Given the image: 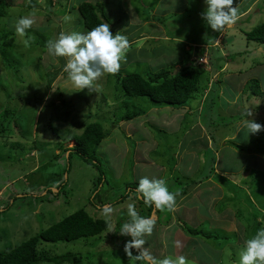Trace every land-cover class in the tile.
Segmentation results:
<instances>
[{
    "label": "rangeland",
    "instance_id": "1",
    "mask_svg": "<svg viewBox=\"0 0 264 264\" xmlns=\"http://www.w3.org/2000/svg\"><path fill=\"white\" fill-rule=\"evenodd\" d=\"M84 2L105 3L111 31L128 38L119 74L146 76L194 64L201 79L197 99L188 103L193 114L187 116L183 108L152 105L146 98L121 103L123 90L117 73L102 76L92 91H80L70 80L61 79L67 58L52 56L47 43L56 40L61 32L88 31L78 10ZM2 5L0 253L19 247L82 210L95 220L106 221L102 209L108 205L114 209L113 231L108 229L97 237L72 242H41L37 251L47 257L70 256L72 261L63 264H137L124 251L131 238L118 231L129 219L128 203H135L141 216L149 214L150 206L141 202V194L135 192L139 180L146 176L165 179L169 190L176 193L174 210L151 206V217L155 218L151 236L163 231L166 237L160 239L157 255L184 256L187 264H234L245 241L264 226V156L249 153V149L264 145V130L248 134L242 127L243 120L248 119L247 110L264 124V113L257 114L264 108V97H254L246 90L247 84L256 80L264 92V45L244 36V32L264 24V1L234 0L238 19L218 32L207 27L201 17L206 8L204 0H52L49 7L53 14L50 10L47 13L48 0H0V11ZM29 13H34L35 19L30 29L40 32L26 30L20 36L15 22ZM194 44L207 46L204 61ZM54 76L59 78L55 82L59 92H64L59 98L55 93L52 97L48 88ZM27 97L43 98L57 107L61 99L72 104L65 109L45 110L44 105L35 111L26 106ZM132 104L139 119L122 121ZM198 120L214 121L217 126L210 125L209 132L219 138L232 132L235 139L228 140L246 149H237L234 143H225V149H221V141L217 144L216 149L222 153L221 166L219 163L216 168L228 170L221 171L227 181H214L223 187L218 198L214 188L210 191V181L194 184L210 175V157L214 153L213 144L197 138L200 131L193 126ZM97 121L104 124L106 133L97 153L106 180H101L92 163L71 150L75 142L69 141L83 133L82 124L86 127ZM236 123L242 127L240 131ZM188 194L195 196L199 204L193 197V203L179 208L183 205L180 199ZM221 196L225 198L223 205ZM211 197L216 204L211 203ZM195 204L197 209L192 208ZM198 215L206 219L194 225L199 223ZM210 217L224 218L223 229L212 228ZM181 223L220 238L188 237ZM232 225L229 233L237 238L227 240L225 228ZM167 232L178 240L170 244ZM176 241L181 246H175ZM133 254H138L137 250L133 249Z\"/></svg>",
    "mask_w": 264,
    "mask_h": 264
},
{
    "label": "trees",
    "instance_id": "2",
    "mask_svg": "<svg viewBox=\"0 0 264 264\" xmlns=\"http://www.w3.org/2000/svg\"><path fill=\"white\" fill-rule=\"evenodd\" d=\"M261 1L263 2L264 0ZM51 3L52 0H48V7L46 9L48 14L50 10L49 5H51ZM3 5L1 7L2 9L0 11V17L4 16L5 14V5ZM29 5V7L33 8L32 3H30ZM106 8L107 5L105 3L94 5L91 3L84 2L79 4L78 10L82 17L83 25L88 31L99 24L109 23L108 15L106 14ZM50 13L53 14L51 10ZM31 30L32 29H28V33H30ZM39 32L40 31L34 32L32 30L31 33ZM244 36L247 38L248 41L255 42L260 46L264 45V24L255 27L249 32H244ZM30 44L38 46L35 43ZM199 52L202 56L205 53V50L201 49L199 50ZM192 66H194V64ZM192 66L188 67L186 64L181 68L180 72L177 75L173 74L174 70H161L157 73L148 74L146 76H143L139 73L121 75L118 72L116 78L121 84L123 90L122 97L120 98L122 99L121 103H127V101L131 99L136 100L140 98H146L149 99L152 105L167 106L175 109L183 108L187 110V116L193 114L192 106H188V103L194 99H197L195 97V94L198 92L201 76L196 70L193 69ZM56 78L54 76L52 77V79L49 80L48 88L50 87L49 90L51 91V93H53L52 97L57 94L59 98V96L64 95V92H59L60 86L55 83L59 78ZM61 79L68 80L67 73H62ZM256 82L257 81L255 80L253 81V83H248L246 90L250 93V95L254 97H264V92L258 88L260 86L256 84ZM27 99L29 100H27L28 102L26 106L32 107L35 111H37L44 105L45 110L46 108L65 109L70 107V105L72 104V102L68 103L66 99H61V102L59 103L60 107H57V104H52V102L50 101L45 102L43 98H37L34 100L33 98L30 99L29 97H27ZM124 105L126 106L127 104ZM134 106L135 104H132L130 106V109L128 108V110L126 111L127 114L125 113L126 119L125 117H123L124 120L122 121L128 122L139 118L140 115H138L137 112L133 111ZM200 107V111H202L203 108L202 106ZM257 111H259L257 112V114H263L264 108L258 109ZM203 124L207 132L208 138L213 143L214 149L217 148V144L220 143L219 141L223 142L224 137L232 135V132H226L222 135L221 138H219L217 134L215 136V133L208 131L210 125L215 127L216 124L214 121L204 120ZM82 126H80V129H82V131L84 130L83 133L79 136L72 137L69 140L74 141L76 143V146H74V148H72L71 150L78 156H80L84 161L92 163L100 172L102 178L101 180H106L102 163L97 157L98 148L106 137L104 124L100 121H97L86 127L84 124H82ZM218 128H221L220 125L218 126ZM230 143L234 142H228V144ZM233 146L237 147V149L246 151L245 147L238 146L235 143ZM258 146L261 147H257L256 149H249V153L255 151L256 154L264 156V145L261 144ZM215 161L216 160L214 157L211 161L212 163L210 166L211 173L209 176L207 175L205 177V180L214 174ZM216 177L218 179L223 178L218 176ZM223 181L227 180L223 178ZM141 202L144 203L143 200H141ZM149 209L150 212L145 217H151L153 207L151 208L150 206ZM181 228L187 235L193 237H204L208 239L220 238V235L217 236L203 230L191 229L183 223H181ZM108 229V223L106 221L95 220L90 217L87 212L82 210L64 219L63 221L53 225L48 230L40 233L39 235L32 237L19 247H16L15 249L6 253H0V264H41L45 262L53 264H63L68 261H72L71 257L68 255L64 257H47L45 255L41 256V254H39L37 251L40 243L72 242L83 238L97 237ZM225 238L227 237L225 236Z\"/></svg>",
    "mask_w": 264,
    "mask_h": 264
},
{
    "label": "clouds",
    "instance_id": "3",
    "mask_svg": "<svg viewBox=\"0 0 264 264\" xmlns=\"http://www.w3.org/2000/svg\"><path fill=\"white\" fill-rule=\"evenodd\" d=\"M204 3L206 8L201 13V17L206 26L213 31L218 32L231 27L238 19V8L233 7L234 0H204ZM34 23V13H29L16 20L15 31L18 35L24 36L26 30L30 29ZM128 47V38L121 32L113 34L107 23L99 24L87 32L74 31L67 34L61 32L56 40L47 43L48 52L52 56L67 58L63 71L67 73L68 80L80 91L84 89L92 91L94 84L102 76L118 73ZM201 49L205 50L201 58L204 61L207 58V48L199 50ZM177 69L180 68L174 70V75ZM246 116L248 119L243 120L242 127L248 134H256L264 130V124L252 118L251 110H247ZM135 192L141 194L139 198L143 199L146 206L154 205L157 210H174L175 208L176 193L169 190L163 178L142 177ZM113 212L114 209L108 205L102 209L110 232L113 231L111 224ZM127 216L128 221L121 225L118 232L122 236L131 238L124 245V251L131 261H136L137 264H187L184 256L158 258L144 247L147 243L145 237L153 233L154 217L141 216L135 203L127 204ZM175 246H181L180 241H176ZM133 249L137 250L138 254L134 255ZM234 264H264V226L257 229L255 234L245 241L244 248Z\"/></svg>",
    "mask_w": 264,
    "mask_h": 264
},
{
    "label": "crops",
    "instance_id": "4",
    "mask_svg": "<svg viewBox=\"0 0 264 264\" xmlns=\"http://www.w3.org/2000/svg\"><path fill=\"white\" fill-rule=\"evenodd\" d=\"M258 1V0H257ZM261 0H259V2H260ZM257 3V2H256ZM254 4V3H253ZM241 17V16H240ZM239 17V18H240ZM220 36V35H219ZM193 46H195V47H198V50L200 49V48H207V46H202V45H196V44H194ZM57 79V78H56ZM55 79V80H56ZM199 109H201V107L199 108ZM137 119H139V118H137ZM167 124V123H166ZM237 124V123H236ZM194 127V129H198L199 131H200V135L197 137V138H201L202 140H207V141H209L211 144H213L212 143V141L208 138V135H207V132H206V130H205V127H204V124H203V122L202 121H200V120H198L197 122H196V124L193 126ZM237 127H238V130H241L242 129V127H240V126H238V124H237ZM203 137H202V136ZM235 134H233L232 133V135H230V136H228V137H224L223 138V142L221 141V145H220V147H221V149H225V147H226V145L224 146V148H223V144H225V143H228V142H230V141H232V140H228V139H235ZM202 140H199V142L200 141H202ZM229 146V145H228ZM213 151H214V153H213V156L211 155V159H213L214 157L215 158H217V160L215 161V165H214V174L213 175H211L208 179H206V180H208V181H210V183H211V188H210V191L214 188L215 189V198H218L216 195H219V194H222L221 192L223 191L222 190V186L221 185H219V184H217L216 182H214V181H217V180H219L220 182H224L223 181V178L224 179H226L225 177H227V176H223L222 175V173H221V171H223V170H225V173H227L228 172V170H226V169H222L220 166H221V156H220V154L222 153L221 151H220V149H213ZM210 152H212V151H210ZM218 154H217V153ZM215 154L217 155V156H215ZM256 154V153H255ZM255 156H257V155H255ZM210 158H208V161H209V159ZM212 161V160H211ZM220 163V168H221V170H217V168H216V165H218ZM180 164V163H179ZM206 167L207 168H209V164H208V166L206 165ZM218 171V172H217ZM183 172H184V169H183ZM183 172H182V174H183ZM224 174V173H223ZM216 176H218V177H223L222 179H218ZM206 180H204V181H197V185L198 184H202L203 182H205ZM195 183V182H194ZM193 197H195V196H191L190 197V195L188 194V195H185L184 197H182L181 199H180V202H182V207H179V208H184V207H186V203H188V202H191V203H193L191 200H193L192 198ZM198 198H200V197H198ZM221 198L223 199V201H222V203H221V205H223V204H225V198H223V196H221ZM195 199H197L196 197L194 198V201H195V203H197V204H199V202L197 201V200H195ZM201 203V202H200ZM211 203L212 204H216V203H214L213 202V197H211ZM219 204V203H218ZM180 205V204H179ZM178 208V209H179ZM192 208L193 209H197V205L195 204V205H193L192 206ZM260 208H263V207H260ZM206 218L204 217V216H202V215H198V220L197 221H199V223H195L194 225H198V224H201L204 220H205ZM157 221H158V219H157ZM230 221H232V220H230ZM159 222V221H158ZM224 218H220L219 220H215V218H211L210 217V223H211V226H212V228H221V229H223V224H224ZM233 227V225L232 226H227L226 228H225V230H226V232H227V234H225V236L227 237L226 239L227 240H232V239H234V238H237L236 237V235L235 234H233V233H229V231H233L231 228ZM167 227H165L164 229H166ZM182 230V232H184L183 231V229H181ZM163 232V231H162ZM162 232L159 234H154V238H153V236H148V237H146L145 239H146V241H147V243L144 245V247H146V248H148L149 249V251L151 250V252L153 253V255H155L156 257H158V258H161L160 257V255L158 256L157 254V252H158V250H159V243H160V239L161 238H163L164 236H162ZM207 232H209V231H207ZM185 235H187L186 233H184ZM228 234H231V235H233V236H231V235H228ZM166 236H167V239H168V242L171 244V242H172V240L174 239V241L175 240H178V239H175V238H172V237H170V234H168V232L166 233ZM175 236V235H174ZM188 237H189V235H187ZM192 237V236H191ZM164 238H166V237H164ZM171 238V239H170ZM180 238V237H179ZM181 239V238H180ZM232 244V241L231 242H228L227 244H226V246L227 245H231ZM151 245V246H150Z\"/></svg>",
    "mask_w": 264,
    "mask_h": 264
},
{
    "label": "water",
    "instance_id": "5",
    "mask_svg": "<svg viewBox=\"0 0 264 264\" xmlns=\"http://www.w3.org/2000/svg\"><path fill=\"white\" fill-rule=\"evenodd\" d=\"M191 64L188 65V67H190ZM180 69H177L176 72H175V75H177L179 73Z\"/></svg>",
    "mask_w": 264,
    "mask_h": 264
}]
</instances>
